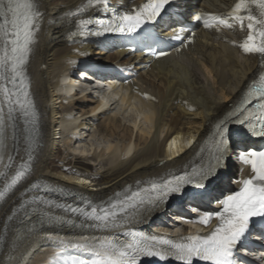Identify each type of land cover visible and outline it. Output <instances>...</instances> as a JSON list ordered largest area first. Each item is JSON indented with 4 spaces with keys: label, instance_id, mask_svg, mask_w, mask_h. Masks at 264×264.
I'll return each mask as SVG.
<instances>
[{
    "label": "snow or ice",
    "instance_id": "6c2138e0",
    "mask_svg": "<svg viewBox=\"0 0 264 264\" xmlns=\"http://www.w3.org/2000/svg\"><path fill=\"white\" fill-rule=\"evenodd\" d=\"M110 7V0H86L75 13H69L87 17L76 21L77 31L72 35H133L149 26L163 30L164 25L173 32L186 31L183 26L178 30L175 27L179 23L175 16L183 14L180 9L186 7V0L183 5L179 0H144L127 10L113 11L108 19L94 18L93 13L107 14ZM173 8L175 12L170 11ZM42 17L40 0H0V202L16 197L7 221L20 219L18 213L23 211L20 223L28 233L45 226L81 229L80 234L71 237L60 235L58 230L48 235L56 246V259H70L72 264H143L142 258H156L165 264L170 260L179 264H239V248L254 221L264 222V149L241 147L246 137L264 138V71L258 79L250 78L238 102L216 120L210 135L195 152L194 160L198 162L191 167L185 165L180 173L138 180L98 202L86 201L83 206L56 203L48 194L63 192L62 188L29 179L40 129L26 66ZM189 18L199 22L202 16L192 13ZM94 24L99 25V30H90ZM215 25L228 29L238 26L245 31V39L238 47L246 55L258 54L260 67L264 68V0H237L228 18L216 19ZM203 26L213 27L208 22ZM148 54L157 59L168 55L152 49ZM144 99L155 98L145 93ZM175 144L173 139L169 149ZM234 164L243 166L238 169L241 175L230 174ZM225 181L237 187L227 188V194H223ZM76 182L88 183L83 179ZM217 190H221L220 196L213 195ZM196 198H206L209 204L214 201L217 205H196L191 208L196 216L181 217L185 224L198 225L197 231L173 239L138 229V225L149 222L170 205H183ZM53 208L61 209L64 215H54ZM4 227L7 230V223ZM121 236L125 239L121 240ZM69 249L79 255H69Z\"/></svg>",
    "mask_w": 264,
    "mask_h": 264
},
{
    "label": "bare ground",
    "instance_id": "6f19581e",
    "mask_svg": "<svg viewBox=\"0 0 264 264\" xmlns=\"http://www.w3.org/2000/svg\"><path fill=\"white\" fill-rule=\"evenodd\" d=\"M182 1L184 4L185 0ZM199 1L186 0L183 9L193 10ZM84 2L40 0L43 17L26 66L29 94L40 129L29 179L62 188L63 192L49 193L48 197L56 203L74 206H83L86 201L98 202L127 185H135L138 180L145 181L168 172L180 173L185 165L191 167L198 162L194 160L195 152L210 135L216 120L238 101L250 78H256L261 72L259 60L247 56L238 47L245 39V31L237 27L236 32L225 35L208 33L182 63L166 59L150 71L138 73L134 83L128 86L129 99H122L116 111L114 106L101 112L100 102L94 96L78 93L69 98L70 103L65 106L59 85L64 82L61 76L71 70V61L88 58L96 63L119 61L129 65L135 61L119 53L104 58L102 52L90 46L69 43V33L82 18L69 13H75ZM233 2L205 0L207 6L218 11L229 8ZM75 49H80V53L74 54ZM144 93L156 97L158 103L144 101ZM132 98L134 102L130 101ZM65 117H71L70 122L81 121L73 130H85L82 137L90 134L88 129L96 130L107 145L102 149L93 146L84 149L79 142L74 148V141L59 129ZM173 137L176 144L169 149ZM189 140L194 142L192 146ZM88 150L94 153L90 161L84 158ZM77 153L80 156H75ZM91 166L99 168L94 170ZM80 179L88 183H77ZM15 203L16 197L0 202V236L3 237L0 264H36L43 255H48L49 264H67L66 259L57 260L50 255L54 244L46 236L57 228L45 226L28 233L27 227L20 223L23 211L18 213L20 219L14 217L7 221ZM52 213L64 215L56 208ZM154 216L137 227H147L154 222ZM58 227L69 228L66 225ZM43 244L48 247L42 249Z\"/></svg>",
    "mask_w": 264,
    "mask_h": 264
},
{
    "label": "rangeland",
    "instance_id": "374dc122",
    "mask_svg": "<svg viewBox=\"0 0 264 264\" xmlns=\"http://www.w3.org/2000/svg\"><path fill=\"white\" fill-rule=\"evenodd\" d=\"M84 143L82 144L83 148L93 146L94 148H100L101 149L107 145L106 141H104L97 133H92L91 136H89L87 138L86 144H84ZM93 166H91V169L94 168V170H98L99 166H95V167H93Z\"/></svg>",
    "mask_w": 264,
    "mask_h": 264
}]
</instances>
